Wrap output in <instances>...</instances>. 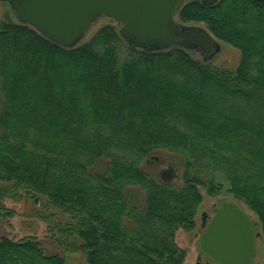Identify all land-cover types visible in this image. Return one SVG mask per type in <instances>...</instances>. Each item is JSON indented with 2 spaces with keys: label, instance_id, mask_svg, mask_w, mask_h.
Wrapping results in <instances>:
<instances>
[{
  "label": "trees",
  "instance_id": "obj_1",
  "mask_svg": "<svg viewBox=\"0 0 264 264\" xmlns=\"http://www.w3.org/2000/svg\"><path fill=\"white\" fill-rule=\"evenodd\" d=\"M177 21L239 49L238 67L130 46L114 25L69 49L0 19V219L23 190L88 264H185L176 235L197 228L204 191L245 204L264 239V0H191ZM159 150L184 157L180 183L144 169ZM0 264L67 261L30 234L1 237Z\"/></svg>",
  "mask_w": 264,
  "mask_h": 264
},
{
  "label": "water",
  "instance_id": "obj_2",
  "mask_svg": "<svg viewBox=\"0 0 264 264\" xmlns=\"http://www.w3.org/2000/svg\"><path fill=\"white\" fill-rule=\"evenodd\" d=\"M9 4L16 20L33 27L53 43L75 48L81 44L94 22L101 16L122 24L120 35L133 47L163 51L184 48L200 53L204 60L212 59L221 45L205 26L184 25L177 16L187 0H0ZM213 6L220 0H201ZM174 170L164 171L166 179ZM206 223L199 245L205 257L219 264H248L256 255L255 223L234 202H223L214 209Z\"/></svg>",
  "mask_w": 264,
  "mask_h": 264
},
{
  "label": "rangeland",
  "instance_id": "obj_3",
  "mask_svg": "<svg viewBox=\"0 0 264 264\" xmlns=\"http://www.w3.org/2000/svg\"><path fill=\"white\" fill-rule=\"evenodd\" d=\"M5 16H9L13 21L17 22L9 4L0 1V19ZM107 25H114L119 29L122 26V24L115 19L101 16L94 22L91 30L81 44L90 40L97 31ZM218 41L220 42L221 50L212 59L208 60V62L219 68L235 70L241 62L242 55L240 50L220 40ZM194 55L196 58L203 60L200 53L196 52ZM184 161L185 159L181 154L159 150L147 161V163L143 164V167L152 176L159 180L161 171L173 169L175 172V179L173 182L178 184L181 182ZM203 193L204 202L197 214V228L190 233L180 229L176 235L178 245L186 252L185 264H219L215 260L204 256L198 241L200 235L206 230V228L202 225L203 214L206 213L209 219L213 218V209L221 207L223 202L232 201L238 204L255 223L257 233L260 234V225L257 216L249 210L245 204L237 201L233 196L228 194L210 197L207 196L204 191ZM10 205L14 210V215L6 219H0V238L3 236L19 238L21 236L34 234L41 240L46 254L61 255L65 257L67 264H88L83 254L66 253L59 245L52 241L49 233L50 222L41 218V215L43 213L45 214V211L47 210L45 199H35L26 195V192L22 190L16 199H10ZM49 211L52 212L49 213V215H51L54 223L66 221L67 217L61 215L57 210L50 208ZM248 264H264L263 237L259 236L256 239V255L252 262Z\"/></svg>",
  "mask_w": 264,
  "mask_h": 264
},
{
  "label": "flooded vegetation",
  "instance_id": "obj_4",
  "mask_svg": "<svg viewBox=\"0 0 264 264\" xmlns=\"http://www.w3.org/2000/svg\"><path fill=\"white\" fill-rule=\"evenodd\" d=\"M213 211H214V209H213ZM214 214H215V213H214ZM207 219H208V220H207V222H206V223H209L210 219H209L208 217H207Z\"/></svg>",
  "mask_w": 264,
  "mask_h": 264
}]
</instances>
